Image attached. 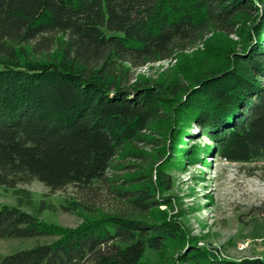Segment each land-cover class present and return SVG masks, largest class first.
<instances>
[{"label":"trees","instance_id":"obj_1","mask_svg":"<svg viewBox=\"0 0 264 264\" xmlns=\"http://www.w3.org/2000/svg\"><path fill=\"white\" fill-rule=\"evenodd\" d=\"M172 60L159 82L135 77ZM193 123L214 143L207 153L264 163V0H0V187L17 203L0 208V239L51 241L0 264H141L148 250L169 264H264L192 246L160 209L164 168L133 174L120 162L149 132L183 143ZM33 182L76 188L81 201L63 209L84 222L40 220L45 202L36 210L19 188ZM104 196L119 209L102 211Z\"/></svg>","mask_w":264,"mask_h":264},{"label":"rangeland","instance_id":"obj_2","mask_svg":"<svg viewBox=\"0 0 264 264\" xmlns=\"http://www.w3.org/2000/svg\"><path fill=\"white\" fill-rule=\"evenodd\" d=\"M232 39L237 41L236 37ZM203 48L201 45L190 50L183 60H193L196 50ZM178 64L175 60L163 62L135 70L134 74L136 79L159 82L175 73ZM170 135L168 130L149 132V139L134 150L136 156L120 162L133 165L136 168L133 174L155 176L157 169L164 168L171 185L169 190L162 189L159 193L160 200L168 203L160 209L182 224L193 239L192 246L218 251L222 259L232 262L264 260V163L233 164L207 153L206 148H213L214 143L196 123L184 131L183 143L172 145ZM185 151L189 159L185 158ZM115 174L122 176L125 172ZM19 188L32 193L36 210L45 202L46 211L39 218L48 224L76 228L87 216L82 211L72 213L63 209L81 201L74 187L52 193L43 184L33 182ZM117 204L113 198L104 196L99 207L104 212H114L120 207ZM16 205L13 192L0 187V208ZM50 242L0 239V257ZM177 254L172 250L167 256ZM141 264H169V261L159 252L148 250Z\"/></svg>","mask_w":264,"mask_h":264}]
</instances>
